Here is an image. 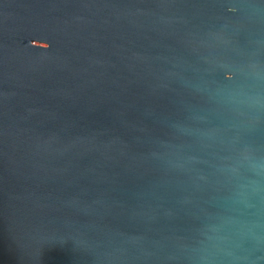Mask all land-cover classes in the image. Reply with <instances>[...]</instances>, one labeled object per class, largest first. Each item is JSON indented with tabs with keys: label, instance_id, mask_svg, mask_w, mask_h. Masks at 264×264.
<instances>
[{
	"label": "water",
	"instance_id": "obj_1",
	"mask_svg": "<svg viewBox=\"0 0 264 264\" xmlns=\"http://www.w3.org/2000/svg\"><path fill=\"white\" fill-rule=\"evenodd\" d=\"M0 264H264V0H0Z\"/></svg>",
	"mask_w": 264,
	"mask_h": 264
},
{
	"label": "clouds",
	"instance_id": "obj_2",
	"mask_svg": "<svg viewBox=\"0 0 264 264\" xmlns=\"http://www.w3.org/2000/svg\"><path fill=\"white\" fill-rule=\"evenodd\" d=\"M31 43H32V42H31ZM42 43H44V42H42ZM44 44H46V45H47V47H46V48H44V49H47V48L49 47V45H48L47 43H44ZM32 46H33V45H32ZM228 78H229V79L231 78L230 74H229Z\"/></svg>",
	"mask_w": 264,
	"mask_h": 264
}]
</instances>
